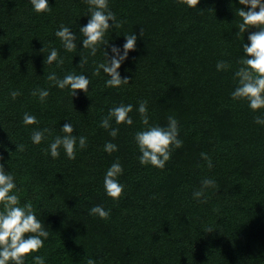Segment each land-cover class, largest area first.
<instances>
[{
  "label": "trees",
  "instance_id": "trees-1",
  "mask_svg": "<svg viewBox=\"0 0 264 264\" xmlns=\"http://www.w3.org/2000/svg\"><path fill=\"white\" fill-rule=\"evenodd\" d=\"M49 2L51 11L39 14L28 0H0V144L6 146L0 162L15 174L21 202L33 204L49 232L38 254L47 264H86L89 257L96 264H264V126L245 101L230 97L240 57L237 0H200L195 9L177 0H110L120 21L106 34L110 45L122 46L123 35L143 29L121 64L129 83L109 88L103 72L92 75V60L104 59L101 48L83 68L91 79L87 95L77 90L75 97L47 76L81 71L87 50L66 52L54 33L61 23L78 33L87 5ZM52 47L60 50V66L44 63ZM218 60L229 67L217 71ZM36 88L49 89L45 101L31 94ZM12 90L21 93L15 100ZM141 100L148 101L150 123L165 124L169 115L179 121L183 143L164 169L139 163L133 136L143 125L135 111L132 126L113 124L120 129L115 139L100 127L110 107ZM25 111L39 124L22 125ZM65 119L88 145L74 160L63 152L52 159L48 141L34 145L30 132L47 127L50 140L63 135ZM108 140L118 145L111 155L103 151ZM117 158L125 188L112 200L104 194L103 174ZM205 178L217 188L199 202L192 193ZM96 204L111 209L107 220L89 215ZM26 264H33L31 256Z\"/></svg>",
  "mask_w": 264,
  "mask_h": 264
},
{
  "label": "clouds",
  "instance_id": "clouds-1",
  "mask_svg": "<svg viewBox=\"0 0 264 264\" xmlns=\"http://www.w3.org/2000/svg\"><path fill=\"white\" fill-rule=\"evenodd\" d=\"M28 2L35 13L47 14L51 11L49 0H28ZM177 2L189 9H195L200 4V0H177ZM84 3L87 5V12L83 16H87L88 19L87 23L79 24L78 33L64 23H61L54 33L66 52H73L78 47L87 50V55L80 56L78 62L81 71L66 72L63 76L51 72L47 76L54 87L66 90L72 97L80 94L77 90L87 95L91 79L83 68L89 63V57H95L101 48L104 59L92 60L94 65L92 75L99 76L103 72L107 76L105 86L109 88L118 89L123 84H128L129 78L121 75V64L128 58L129 51L136 49L138 38L143 37V29L140 28L139 33L134 31L123 35L125 41L122 46L110 45L109 40L105 38L107 32L120 26V21L110 7V0H84ZM237 3L241 20L235 29V39L239 40L240 57L237 61L239 68L233 73L235 86L230 92V97L234 101H245L247 107L257 113L254 122L264 126V0H237ZM105 46H110L111 54ZM45 62L48 65H62L64 61L60 50L56 47L49 49ZM228 67V62L225 60H218L216 63L217 71L226 70ZM31 94L43 102L50 93L48 88H36ZM9 95L15 100L21 93L19 90H12ZM134 111L139 114L140 123L143 125L133 136L139 163L142 166L164 169L172 157L173 150L180 148L183 143L180 139L179 121L174 115H169L165 124L150 123L147 100L138 101L136 105L121 102L108 109L107 116L100 120V127L107 130L108 135L115 139L120 129L113 127V124L132 126L134 120L131 114ZM65 121L60 126L63 135L57 134L50 140L48 137L52 135L51 129L33 128L29 136L31 143L40 145L47 140L45 153L52 159H58L61 152L69 160L76 159L77 151L87 147L88 138L84 135H75L76 129L72 121L69 119ZM21 123L30 126L39 124V121L36 115L25 111ZM0 147L6 148L2 144ZM23 148L22 144H16V150L23 151ZM103 151L111 155L118 151V145L108 140L103 145ZM201 157L208 161V167L211 168L212 163L208 154L202 152ZM0 160H3L2 153ZM124 171V166L118 158L104 171L103 191L112 200H119L124 192L125 185L120 180ZM209 188H217L216 181L212 178L203 179L199 190L192 193L193 198L199 202H206L205 193ZM18 193L15 174L10 168L6 170L5 164L0 162V264H26L29 256L33 264H47L46 257L38 253L44 247L49 232L43 226L33 204L22 203ZM88 212L91 216L107 220L111 209L105 208L103 204H96ZM210 230L212 229L209 228L208 231ZM33 253L37 254L32 255ZM86 264H96V259L89 257Z\"/></svg>",
  "mask_w": 264,
  "mask_h": 264
}]
</instances>
